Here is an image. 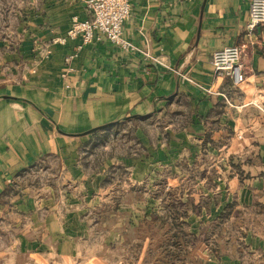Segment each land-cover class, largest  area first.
<instances>
[{
    "label": "crops",
    "instance_id": "0c3cea01",
    "mask_svg": "<svg viewBox=\"0 0 264 264\" xmlns=\"http://www.w3.org/2000/svg\"><path fill=\"white\" fill-rule=\"evenodd\" d=\"M130 3L122 36L136 47L124 50L106 40L80 48L78 39L56 41L74 17L87 16L84 0H0V24L19 28L24 59L31 60L30 32L37 45L51 43L49 55L39 57L36 51L37 61L26 64L18 80L0 82V202L15 177L38 167L46 156H61L64 163L69 157L62 168L77 176L78 139L122 121L144 125L135 130L143 152L117 154V163L133 172L157 153L161 157L154 162H160L150 167L160 171L178 169L171 162L178 157H201L199 147L183 146L184 141L264 139V24L248 31V0ZM9 43L0 39V47ZM233 44L242 48L246 74L237 85L216 75L211 64L214 50ZM147 123L154 124L156 138L147 136ZM149 138H159L158 144ZM174 139L181 144L174 146ZM228 147L214 150L216 163L207 168L213 174L197 183L216 188L212 217L232 205L230 219L237 227L228 245L204 259H211L207 264H264V150Z\"/></svg>",
    "mask_w": 264,
    "mask_h": 264
},
{
    "label": "rangeland",
    "instance_id": "374dc122",
    "mask_svg": "<svg viewBox=\"0 0 264 264\" xmlns=\"http://www.w3.org/2000/svg\"><path fill=\"white\" fill-rule=\"evenodd\" d=\"M21 37L19 28L0 24V39L11 41L9 48L0 47V82L18 80L26 64L37 61L36 51L39 57L50 53L51 43L37 45L30 32L27 61ZM152 125L146 124V134L156 138ZM140 126L122 121L78 139L77 176L62 168L69 157L64 163L61 156H46L38 167L18 174L0 202V264H207L211 259L204 258L228 245L237 227L230 219L232 205L212 217L216 188L198 185L197 178L213 174L207 168L216 163L214 150H264V139L184 141L183 146L199 147L201 157H178L171 161L178 169L160 171L150 167L160 162H154L161 157L157 153L133 172L117 163V154L143 152L135 135ZM152 138L158 144L159 138Z\"/></svg>",
    "mask_w": 264,
    "mask_h": 264
},
{
    "label": "built area",
    "instance_id": "2783aa9c",
    "mask_svg": "<svg viewBox=\"0 0 264 264\" xmlns=\"http://www.w3.org/2000/svg\"><path fill=\"white\" fill-rule=\"evenodd\" d=\"M87 16L83 19L74 17L71 26L64 36L58 37L57 42L66 39H78L80 45L109 41L124 49L133 50L135 45L122 36V26L131 12L130 0H84ZM249 22L248 31H254L264 24V0H248ZM151 60L155 57L144 52ZM72 56L64 58L68 65ZM213 72L216 75L227 76L234 84L245 80L246 74L242 60V48L237 45H226L212 53Z\"/></svg>",
    "mask_w": 264,
    "mask_h": 264
},
{
    "label": "water",
    "instance_id": "95a60500",
    "mask_svg": "<svg viewBox=\"0 0 264 264\" xmlns=\"http://www.w3.org/2000/svg\"><path fill=\"white\" fill-rule=\"evenodd\" d=\"M111 123H107V124H103V125H100V126H97V127H94V128H92V129H90V130H88V131H86V132H83L84 134H86V133H90V132H93V131H95V130H98V129H101V128H103V127H106V126H108V125H110Z\"/></svg>",
    "mask_w": 264,
    "mask_h": 264
}]
</instances>
